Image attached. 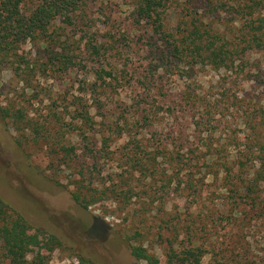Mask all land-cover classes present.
Instances as JSON below:
<instances>
[{"label":"rangeland","instance_id":"1","mask_svg":"<svg viewBox=\"0 0 264 264\" xmlns=\"http://www.w3.org/2000/svg\"><path fill=\"white\" fill-rule=\"evenodd\" d=\"M192 2L204 22L214 21L227 39L239 40L242 21L237 15L211 12L207 0ZM187 10L184 0H172L168 28L181 18L188 21ZM79 13L82 19L75 25L62 18L53 23L50 31L58 41H48V51L39 42L22 46L28 66L15 64V70L0 71V198L33 227L61 240L46 264H81L80 257L95 264H146L132 256V244L145 247L160 264H168L170 245L178 254L187 247L202 250L194 264H264V180L251 182L258 153L245 161L247 183L235 192L229 181L237 175L235 165L228 172L219 159L218 166L209 167L204 152L192 153L183 145L187 140L217 143L224 137L232 143L223 153L229 162L241 156L238 150L247 147L249 128L264 110V71L261 77L254 73L257 67L264 70V46L241 51L235 74L210 65L166 73L162 80L170 91L157 94L152 88L136 105L132 99L144 85H130L134 79L127 70L128 86L103 85L97 75L102 57L88 55L99 40L113 36L115 45L125 49L128 70L147 61L141 47L151 39L145 28L134 24L133 0H89ZM61 51L74 55L67 67L56 58ZM187 95L213 106L210 124L199 131L191 125L192 114L196 118L198 112L165 111L164 104ZM155 104H163L156 114ZM77 108L88 110L90 121H74ZM19 111L23 119L17 118ZM35 127L43 128L38 136ZM53 146L73 147L76 159L65 164L63 151L52 157ZM76 163L91 168L96 163L91 183L81 178ZM189 175L195 191L184 189ZM89 188L97 189L99 199L83 208L71 192L86 198ZM0 264H8L1 249Z\"/></svg>","mask_w":264,"mask_h":264},{"label":"trees","instance_id":"2","mask_svg":"<svg viewBox=\"0 0 264 264\" xmlns=\"http://www.w3.org/2000/svg\"><path fill=\"white\" fill-rule=\"evenodd\" d=\"M88 1L0 0V71L4 67L15 70L13 68L15 64L29 65L28 58H25L26 55L22 50V46L28 41L39 42L42 44V48L48 51V41L50 44L58 41V36L54 34L53 30L50 31L53 23L62 18L63 22L75 25L77 21L79 22V19H82L79 12L86 9ZM171 2L172 0H133L134 24L140 30L145 28L146 31H144L149 34L151 39L148 42L149 46L146 48L141 47L147 53V61L144 64L128 70V58L123 56L125 49L122 46L115 45L116 41H114L113 36L110 40H99L98 45H93V50L88 52V55L93 54L99 59L102 57V60L98 59L100 68L97 75L99 79H102L103 85L106 84L111 89H114L117 84L128 86L130 82L125 78L126 70L130 73L132 80L134 79L133 84L130 85L139 83L144 85L142 91H139L132 99L136 105L146 100L148 97L147 91L152 88L155 89L152 90L157 94L164 92V89L166 93L170 91L169 88H165L162 80L163 75L166 73L174 74L179 69L210 65L214 68L222 67L224 70L230 71V74H235L234 69L238 68L237 64L235 65V60L241 51L245 52L264 46V0H207L205 3V6L211 12L226 11L238 16V19L242 21V24L237 28L240 33L238 35L239 40L238 38L237 40L227 39L225 34L216 30L214 21L207 20V22H204V14H199L196 4L192 0H184V8L188 9L185 14L190 16L189 20L181 18L174 28H168L165 20ZM155 36H157L156 40L159 43L155 41ZM139 44L140 42H136L137 46ZM73 56L67 51H61L56 58L60 61V65L67 67ZM109 57L114 58V60H110ZM116 57L120 60L116 61ZM258 64L260 65V63ZM263 71L261 67L254 69L255 77H261ZM248 72H251V70ZM92 85L95 86L94 83ZM197 101H199L197 98L187 95L183 100L181 98L164 104L166 106L165 111L172 114L174 111H177L178 114H184L187 110L198 112L196 118L195 113L192 114L194 118H192L191 125L194 126V131H199L200 128L210 124L208 115L212 112L213 106L211 107L210 103ZM99 104L101 103L99 102ZM160 105L155 104L152 112L156 114L157 110H162L163 104ZM82 107H84V104ZM77 109L73 115L74 121H90L88 110L84 108ZM203 111L207 112V115H204ZM257 116L260 121L254 122L250 126L251 136L246 140L247 147L244 150L239 148L238 151H240L241 156H237L232 162H229V156L223 155L227 147L232 146L231 141L224 137L217 143L204 140V144L200 145L194 141L189 143L187 140L183 143V145H187L184 148L192 153L200 154L204 152L203 159L208 158L206 161L209 162V167L218 166L219 159L223 160L219 165L223 166L228 172L235 165L238 168L237 175L232 176L233 180L229 179L230 184H232L235 192L240 189L244 190L247 183L243 180L245 161L254 152L258 153L259 166L254 172L251 182H262V179L264 180V142L262 141L264 110L258 112ZM23 117L19 111L17 118L23 119ZM114 122V128L116 129L119 125L116 117ZM40 129L43 128L35 127L34 134L38 136ZM259 129H262V132ZM121 132H123V129L117 130V133ZM184 137L186 138L185 135ZM49 150L53 153L52 157H56L63 151L66 155L63 160H66L64 163L67 165L68 162L76 159V157H73L75 155L73 147L53 146ZM95 155V158L100 157V155ZM152 159H155V155ZM134 160L139 165V172L142 173L143 166L139 161L140 159L136 157ZM75 166H77L81 178L84 180L87 178L89 179L88 182L91 183V176L96 163L93 164V168L77 163ZM225 178H230V176L226 175ZM195 187L196 182H193L191 175L186 177L184 189L193 191ZM246 188H249V186H246ZM246 191L248 192L249 189ZM96 193V188H89L86 198H82L79 193L74 191L71 192V195L77 204L87 208L90 203L98 201L99 198H96ZM61 245V240L55 234L33 227L22 214L0 198V249L8 264H46L52 251L61 247ZM130 249L132 256L137 260H142L146 264L161 263L156 255L149 253L142 245L132 244ZM201 254L202 250L196 248L195 251L188 247L183 248L178 254L170 245L166 255L168 264H172L177 260L179 264H194L192 259L196 257L198 259ZM79 259L81 264H95L82 257Z\"/></svg>","mask_w":264,"mask_h":264}]
</instances>
